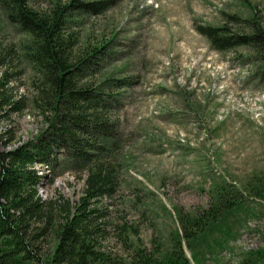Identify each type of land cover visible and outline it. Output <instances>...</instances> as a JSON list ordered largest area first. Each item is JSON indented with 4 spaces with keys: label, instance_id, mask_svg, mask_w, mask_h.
<instances>
[{
    "label": "rangeland",
    "instance_id": "1",
    "mask_svg": "<svg viewBox=\"0 0 264 264\" xmlns=\"http://www.w3.org/2000/svg\"><path fill=\"white\" fill-rule=\"evenodd\" d=\"M81 1L90 7L67 9L66 14L77 15L67 33L80 38L76 49L81 51L111 44L105 69L86 81L94 88L108 85L103 99L116 97L109 114L118 127L113 164L121 186L115 197L103 200L106 239L101 245L126 255V237L118 229L126 225L132 232L129 243L151 250L154 240L163 245L179 229L178 209L195 214L210 208L216 182L241 189L264 173V84L249 65L251 51L218 52L205 35L214 28L233 36L247 34L254 24L264 29V0ZM71 4L29 0V7L41 13ZM26 40L7 24L0 5L1 44L19 54ZM13 65L10 73L22 75L11 87L29 96L24 59ZM48 126L31 108L0 120V134L7 142L9 132L12 136L4 150L35 140ZM40 168L39 174L47 175L43 198L59 191L73 205L80 201L82 175L68 172L51 182V169ZM249 198L250 212L230 218L234 236L207 254L205 264H242L246 253L264 249V203Z\"/></svg>",
    "mask_w": 264,
    "mask_h": 264
},
{
    "label": "trees",
    "instance_id": "2",
    "mask_svg": "<svg viewBox=\"0 0 264 264\" xmlns=\"http://www.w3.org/2000/svg\"><path fill=\"white\" fill-rule=\"evenodd\" d=\"M0 5L7 24L27 37L19 54L0 41V120L31 108L49 125L36 141L11 151L4 150L11 132L9 142L0 134V264H205L207 254L234 236L230 218L250 212L249 197L264 203V173L241 189L225 180L216 182L212 205L203 213L178 209L180 227L163 245L154 240L148 250L130 244L132 232L119 225L126 255L106 249L101 245L107 216L102 203L115 197L121 186L113 164L118 127L109 114L116 97L103 99L108 85L94 88L86 79L105 69L111 44L76 49L80 38L67 32L77 15L66 12L90 7L81 0L45 13L31 9L29 0H0ZM231 33L214 28L205 35L218 52L248 48L253 75L264 84V29L254 24L247 34ZM21 59L30 71L29 96L11 87L22 72L10 73L9 68ZM37 166L51 169V182L68 172L82 175L80 201L73 205L59 191L43 198L40 189L47 175L41 176ZM242 264H264V249L246 253Z\"/></svg>",
    "mask_w": 264,
    "mask_h": 264
},
{
    "label": "bare ground",
    "instance_id": "3",
    "mask_svg": "<svg viewBox=\"0 0 264 264\" xmlns=\"http://www.w3.org/2000/svg\"><path fill=\"white\" fill-rule=\"evenodd\" d=\"M45 168V167H44Z\"/></svg>",
    "mask_w": 264,
    "mask_h": 264
}]
</instances>
